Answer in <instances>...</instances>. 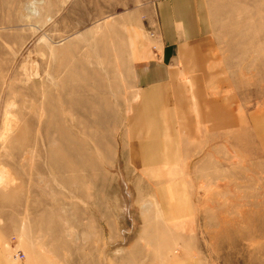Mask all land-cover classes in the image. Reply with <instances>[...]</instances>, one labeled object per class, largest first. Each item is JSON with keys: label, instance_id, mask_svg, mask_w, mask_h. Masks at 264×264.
I'll use <instances>...</instances> for the list:
<instances>
[{"label": "rangeland", "instance_id": "374dc122", "mask_svg": "<svg viewBox=\"0 0 264 264\" xmlns=\"http://www.w3.org/2000/svg\"><path fill=\"white\" fill-rule=\"evenodd\" d=\"M128 7L0 0V225L16 231V246L6 242L10 256L39 250L48 264H264V153L251 133L242 135L243 155L191 177L198 218L190 243L135 203L125 158L136 96L133 34L120 13ZM16 118L23 130L36 120L29 144L2 140Z\"/></svg>", "mask_w": 264, "mask_h": 264}, {"label": "crops", "instance_id": "0c3cea01", "mask_svg": "<svg viewBox=\"0 0 264 264\" xmlns=\"http://www.w3.org/2000/svg\"><path fill=\"white\" fill-rule=\"evenodd\" d=\"M121 1L134 43L125 147L134 200L156 211L175 240L190 243L198 218L191 177L243 155L246 133L264 153V0ZM15 234L0 225V264H44L39 250L10 256L6 242L16 246Z\"/></svg>", "mask_w": 264, "mask_h": 264}, {"label": "bare ground", "instance_id": "6f19581e", "mask_svg": "<svg viewBox=\"0 0 264 264\" xmlns=\"http://www.w3.org/2000/svg\"><path fill=\"white\" fill-rule=\"evenodd\" d=\"M6 130H5V134L3 133L2 140L3 141H9L12 138H17L18 140L22 141L24 143V141H28L27 144H29V142L32 140V131L35 128V124H36V120H34L32 118V120H29L28 124H27V129L23 130L22 125L20 124V121L18 120V118L13 119V120H8V123H6ZM5 125V124H4ZM5 142V143H6ZM17 149V147H16ZM3 187V186H1ZM8 187V186H7Z\"/></svg>", "mask_w": 264, "mask_h": 264}, {"label": "built area", "instance_id": "2783aa9c", "mask_svg": "<svg viewBox=\"0 0 264 264\" xmlns=\"http://www.w3.org/2000/svg\"><path fill=\"white\" fill-rule=\"evenodd\" d=\"M154 48H156V47L154 46ZM14 258H16V259H23V258H25V254L21 250L16 251L14 253Z\"/></svg>", "mask_w": 264, "mask_h": 264}]
</instances>
